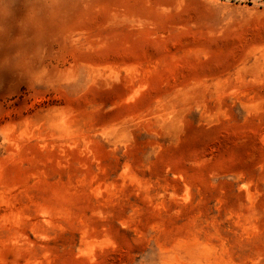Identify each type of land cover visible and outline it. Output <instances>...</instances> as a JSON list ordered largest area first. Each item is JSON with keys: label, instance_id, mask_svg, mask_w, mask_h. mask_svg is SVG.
I'll return each instance as SVG.
<instances>
[{"label": "rangeland", "instance_id": "1", "mask_svg": "<svg viewBox=\"0 0 264 264\" xmlns=\"http://www.w3.org/2000/svg\"><path fill=\"white\" fill-rule=\"evenodd\" d=\"M0 264H264V0H0Z\"/></svg>", "mask_w": 264, "mask_h": 264}]
</instances>
